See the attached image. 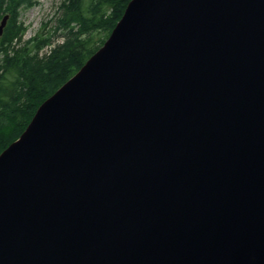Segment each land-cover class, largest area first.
<instances>
[{"label": "water", "instance_id": "1", "mask_svg": "<svg viewBox=\"0 0 264 264\" xmlns=\"http://www.w3.org/2000/svg\"><path fill=\"white\" fill-rule=\"evenodd\" d=\"M261 9L131 0L0 153V264H264Z\"/></svg>", "mask_w": 264, "mask_h": 264}, {"label": "trees", "instance_id": "2", "mask_svg": "<svg viewBox=\"0 0 264 264\" xmlns=\"http://www.w3.org/2000/svg\"><path fill=\"white\" fill-rule=\"evenodd\" d=\"M129 1L91 0L85 10L82 0L63 2L57 22L68 32L62 42L53 43L42 31L22 40L26 27L16 18L20 8L34 5L35 0H0V16L9 14L0 37V152L19 137L37 107L103 43ZM72 22L79 26L76 31ZM94 31L100 32L98 40ZM51 45L49 54L40 57L41 49Z\"/></svg>", "mask_w": 264, "mask_h": 264}, {"label": "rangeland", "instance_id": "3", "mask_svg": "<svg viewBox=\"0 0 264 264\" xmlns=\"http://www.w3.org/2000/svg\"><path fill=\"white\" fill-rule=\"evenodd\" d=\"M90 1L91 0H82L84 10L88 7ZM94 1L95 0H93V2ZM63 2L69 4V0H36L34 6L20 8L16 19L18 23L23 24L26 27L23 40L30 39L35 33L42 31L45 36H50L53 43L62 42L63 35L68 32L67 27H63L57 22L63 13V10H61ZM1 18L2 15L0 16V19ZM43 26H45L44 29ZM70 27L73 28V31H76L79 28L78 24L73 22ZM94 33H96L95 39L98 40L99 38L96 37L100 36V34H98L100 32L94 31ZM48 54L49 49L47 47L41 49L39 52L40 57Z\"/></svg>", "mask_w": 264, "mask_h": 264}, {"label": "bare ground", "instance_id": "4", "mask_svg": "<svg viewBox=\"0 0 264 264\" xmlns=\"http://www.w3.org/2000/svg\"><path fill=\"white\" fill-rule=\"evenodd\" d=\"M264 12H262V9H261V16H262V14H263ZM33 39V38H32ZM35 39V38H34ZM42 41V40H41Z\"/></svg>", "mask_w": 264, "mask_h": 264}]
</instances>
